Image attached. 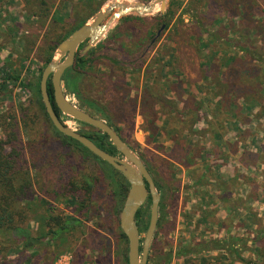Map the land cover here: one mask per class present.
<instances>
[{"label": "rangeland", "instance_id": "obj_1", "mask_svg": "<svg viewBox=\"0 0 264 264\" xmlns=\"http://www.w3.org/2000/svg\"><path fill=\"white\" fill-rule=\"evenodd\" d=\"M115 1L149 4L155 0H52L49 18L43 23L31 16L22 0L0 1V117L6 116L0 120V141L7 152L16 149L22 171H27L31 182L18 205L26 210L22 223L26 232L0 234V264H125L126 245L119 228L122 206L116 207L112 194L115 185L110 178L114 174L81 155L75 146L63 149L32 93L23 86L28 81L34 84L41 75L44 60L50 55L48 32L58 25H63V33L69 29L72 6L91 2L97 13ZM155 10L148 16L127 15L114 22L100 42L85 53H81L86 46L83 43L76 57L89 63L74 83L79 98L68 92L63 82L62 89L69 102L115 130L163 187L159 210V219H163L153 236L148 264H167L162 258L169 253V264H183L175 258L187 250L184 240L188 237L192 249L198 250L210 236L204 227V215L218 191L211 190L209 174L201 175L203 168L215 163L228 165L226 171L232 172L237 166L231 154L230 162L228 158L211 160L218 154L213 134L222 131L223 136L233 139L240 131L231 121L218 124L216 117L229 102L235 108L249 91L264 94V18L227 13L209 0H167L165 13L170 12L164 22L158 6ZM251 47L260 55L261 64L245 61L249 56L240 49L248 51ZM51 57L52 61H63L57 48ZM234 60L240 61L231 63ZM228 65L232 72L240 71L247 77L230 79ZM10 117L17 123L12 145L10 133L4 129ZM61 118L73 131H97L66 116ZM263 123L253 130L259 139L264 138ZM60 150L64 151L62 165L51 161L60 157ZM230 151L234 154V146ZM199 152L203 155L198 158ZM67 163L72 172L66 168ZM80 170L92 176L103 175L92 203L82 212L90 219L70 232L46 235L51 213L65 220L82 209L63 190V183L74 179ZM212 170L208 171L216 176ZM63 177L66 180L61 182ZM1 183L11 188L4 176ZM75 205L77 210L73 209ZM150 206L148 200L143 207L148 215ZM257 211L264 213L262 206ZM177 218L182 223L180 230L190 233H177ZM229 225L233 228L235 219ZM144 235L142 232V242Z\"/></svg>", "mask_w": 264, "mask_h": 264}, {"label": "trees", "instance_id": "obj_2", "mask_svg": "<svg viewBox=\"0 0 264 264\" xmlns=\"http://www.w3.org/2000/svg\"><path fill=\"white\" fill-rule=\"evenodd\" d=\"M1 1V0H0ZM52 0H22V2L25 3V8L30 11L31 16L38 17L42 20V23L47 21L49 18V3ZM201 2V1H200ZM212 3L216 6V8H220L223 11L227 13H238L243 15V18L252 17V15L257 17H263L264 18V1L263 0H209V3ZM229 7V8H228ZM95 8L91 5V2H86V4H77L75 7L72 6V24L71 26H68L69 29L66 30L64 33V27L63 25H58L56 27L52 28V32H48V46L47 49L50 52V55L45 58L44 65L49 64L52 61L51 53L57 48L59 43L66 39L71 33H73L76 29L84 25L87 20L91 17L92 14L96 13ZM170 11H167L166 13L160 14L159 18L164 22L166 19H168L167 15ZM83 45V44H82ZM82 45L80 47H82ZM79 47V48H80ZM241 53L248 54L249 63L251 62H259L261 64V58L260 55H258L254 48H250L248 51L245 48L240 49ZM237 61L240 60H234V62L237 63ZM89 60H83L82 58H75L73 66L68 69L63 77L62 82L64 85V88L68 90L72 95H75L77 98H79V92L77 89H75L74 83L78 81L80 76V71L84 70L85 67L88 66ZM230 63V65H231ZM241 65V62H239ZM239 63L237 68H239ZM249 64L248 62H243L242 64ZM232 64V65H233ZM228 65V74L230 73V79H235L239 77H247V74L240 72V71H231L230 66ZM242 66V65H241ZM243 73V74H242ZM41 76V75H40ZM40 76L37 79V81L32 84V82H26L23 84L25 89L29 90L38 107L41 109V111L44 113V117L49 122L51 128L55 131L56 135L61 139V144L64 146L63 149L67 146H75L80 152L81 155L84 157L91 158L101 165L107 167L110 171H112V175L110 176L111 181L114 182L115 190L112 191L113 194V200H116V207L122 206L127 191H128V183L123 178L121 174L116 172L111 166H109L107 163L99 160L97 157L92 155L88 150H86L84 147H82L79 143L76 141L64 137L60 133H58L53 126L51 125L47 114L45 112L44 106L41 101L40 92H39V81ZM225 81V76H222ZM221 78V79H222ZM253 78V76H251ZM250 78V81H254ZM227 80V79H226ZM229 80V78H228ZM264 86V83L261 84V87ZM260 92V91H259ZM47 93L49 95V100L52 106L53 111L57 115V117L65 123V121L61 118V114L59 110L57 109L54 99H53V89L50 81L47 83ZM255 91H249L248 95H243L244 97H241V102L238 100L237 104L235 103V108H232L234 106H230V102L228 106H224L219 112V114L216 117V121L218 124H223V122H232L234 128H237V125L234 123L240 122L250 123V118L253 120L255 119L256 122H261L264 120V94L259 93L255 95ZM90 106L92 104H89ZM101 112V111H100ZM5 115L0 117V120L5 119ZM10 123L7 125L5 130L7 129L10 133V145L13 144L15 139V134L17 132V123L16 121L10 117ZM74 121V120H73ZM76 122V121H75ZM208 125L210 124L207 122ZM220 124V125H221ZM221 127V126H220ZM86 138L91 140L97 147L102 149L103 151L109 153L110 155H116L117 151L115 148L111 145L109 139L106 135L102 134L99 131H96L92 134H84ZM223 134V132H216V135ZM190 153V150H188ZM189 153L187 155H189ZM63 154L64 151L60 150L59 155L60 157L52 158L51 161L55 162L56 164L60 163L62 165L63 163ZM244 156L246 159V162L244 165H254L256 162L259 164L263 163V160L261 159L259 154L253 153L252 151H244ZM259 158V160H258ZM261 159V160H260ZM69 169V172H72L71 166L67 163V167ZM208 169V168H207ZM102 173L98 174L97 176H92L89 174L83 173L81 170L76 172V176L73 179L71 177L68 180V182L63 183V190L66 194H69L73 197V199L76 200V202L80 205L81 210H79L77 216L71 217L69 219H63L62 217L55 216L53 213L48 217L46 221V235L54 234V235H60L64 234L65 232H70L73 229L79 227L83 221H88L90 219L89 217H86L82 212L85 208H88V205L92 203L94 193H95V187L100 183ZM6 177L9 185H11V188L6 187L1 183V177ZM103 176V175H102ZM206 176V175H205ZM78 177V179H76ZM206 178V177H204ZM76 179V180H75ZM66 179L63 177L61 179V182H64ZM199 183H201V180H199ZM154 184L156 186V189L158 193L160 194L161 198L163 195V187L160 186L157 182L154 181ZM17 186L16 188L14 186ZM31 182L27 179V171H22V167L20 166L19 160H18V153L16 152V149H12L10 152H7L0 141V234L9 233V232H26V229L23 227L24 220L26 219V210L23 208H18V205H20V201L25 198V194L27 190L30 188ZM18 203L17 205H15ZM161 205L160 209L161 210ZM74 210H77V206L75 205L73 207ZM161 213V212H160ZM136 220H139L140 227L142 229V232H145L148 227L149 222V215L144 211V209H140L135 217ZM160 218L157 222L156 230L160 229ZM121 240L126 245V250L124 251V262L127 264V241L125 236L120 232ZM258 240L257 238H253V241ZM264 240V239H263ZM234 240L231 241L230 244H232ZM228 245V248L231 249V251H234L231 245ZM220 248V246H217ZM222 247H224L222 245ZM229 251V250H228ZM184 251H181L178 253V256L181 254H184ZM148 256V261H149ZM172 258V254H167L165 258L163 257V262L169 264ZM150 262V261H149Z\"/></svg>", "mask_w": 264, "mask_h": 264}, {"label": "water", "instance_id": "obj_3", "mask_svg": "<svg viewBox=\"0 0 264 264\" xmlns=\"http://www.w3.org/2000/svg\"><path fill=\"white\" fill-rule=\"evenodd\" d=\"M166 5L167 0H155L149 4L139 2L130 5H120L114 2L108 4L105 9L99 10L94 15L91 22H86L59 43L57 54L63 61L53 60L47 64L42 70L39 81L41 101L53 128L64 137L79 143L99 160L107 163L128 183V191L119 214V228L127 241V264H148L149 251L159 218L160 194L142 160L121 140L115 130L104 121L93 117L67 100L62 89V77L73 66L78 49L83 43L86 42V46L81 53H85L97 45L113 23L124 16H148L156 11V6H158L159 13L163 14L166 11ZM48 81L52 85L54 103L60 114L106 135L119 156L103 151L84 135L73 131L57 117L47 93ZM148 196L151 201L149 222L142 246H140L135 217L137 212L145 206Z\"/></svg>", "mask_w": 264, "mask_h": 264}, {"label": "crops", "instance_id": "obj_4", "mask_svg": "<svg viewBox=\"0 0 264 264\" xmlns=\"http://www.w3.org/2000/svg\"><path fill=\"white\" fill-rule=\"evenodd\" d=\"M261 122L252 121L250 118V123L246 122L243 125L240 122L234 123L237 125V128L234 129L239 128L240 131L238 134H234L233 139L227 134L224 136L223 134H219L220 136L213 134L218 154L211 160L220 158L216 162H221L224 160L222 158H228L230 162L232 157L228 154H231L237 161V166H234L232 172L230 169L226 171L228 165L221 166V164L216 165L215 163L203 168L201 175L202 173H205L206 176L209 174L210 180H212L210 182L211 190H217L219 193L211 198V204L207 205L209 208L207 214L204 215V227L210 232V236L205 238L202 248H197L198 250L192 249L187 237V240H184L188 244L187 250L182 256L175 258L176 260L180 258L183 260V264H252L253 260L251 259H255L258 261L256 264H264V218H261L264 213L261 215L257 211L260 206L264 209V144L262 143L264 138L259 139L256 136L257 132L253 131L258 124L261 125ZM240 137L243 141L240 140ZM232 146H234V154L230 151ZM244 151L259 154L263 163L244 165L247 159L244 156ZM201 155L203 154L199 152L198 158ZM212 168V171L216 172V176H212L208 171ZM223 169L226 171L225 174L221 173ZM217 182L219 184L214 186L213 184L216 185ZM232 211L235 214L231 215ZM233 219H235V226L233 225L232 228L229 224ZM179 225L182 223H179L177 218V227L175 228L177 233L183 229ZM184 231L191 232L186 229L181 233ZM178 235L184 236V234ZM244 235H248L247 238ZM253 238L258 240L253 241ZM232 240L234 242L230 244ZM229 244L234 251L228 248ZM218 245L220 248L217 247Z\"/></svg>", "mask_w": 264, "mask_h": 264}, {"label": "flooded vegetation", "instance_id": "obj_5", "mask_svg": "<svg viewBox=\"0 0 264 264\" xmlns=\"http://www.w3.org/2000/svg\"><path fill=\"white\" fill-rule=\"evenodd\" d=\"M116 154H118V153H116ZM143 164H144V162H143ZM144 166L146 167V169H147V171H148V173L151 175V177H152V174H151V172H150V170L147 168V166L144 164ZM153 178V177H152ZM154 181V180H153ZM161 197V196H160ZM162 199V198H161ZM148 200H150V197L148 196V198H147V201ZM160 202H161V200H160ZM159 209H160V205H159ZM158 216H159V210H158ZM158 220H159V218H158ZM136 224H137V227H138V231H139V237H140V246H141V244H142V229H141V225H140V222H139V220H136Z\"/></svg>", "mask_w": 264, "mask_h": 264}, {"label": "bare ground", "instance_id": "obj_6", "mask_svg": "<svg viewBox=\"0 0 264 264\" xmlns=\"http://www.w3.org/2000/svg\"><path fill=\"white\" fill-rule=\"evenodd\" d=\"M114 3H116V4H120V5H130V4H134V2H127V1H125V2H122V1H115ZM157 7V6H156Z\"/></svg>", "mask_w": 264, "mask_h": 264}]
</instances>
